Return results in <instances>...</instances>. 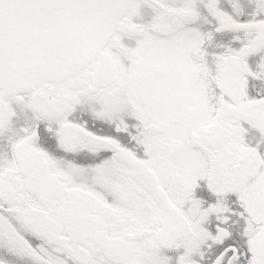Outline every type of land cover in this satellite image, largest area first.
Here are the masks:
<instances>
[{
    "label": "snow or ice",
    "instance_id": "snow-or-ice-1",
    "mask_svg": "<svg viewBox=\"0 0 264 264\" xmlns=\"http://www.w3.org/2000/svg\"><path fill=\"white\" fill-rule=\"evenodd\" d=\"M0 264H264V0H0Z\"/></svg>",
    "mask_w": 264,
    "mask_h": 264
}]
</instances>
